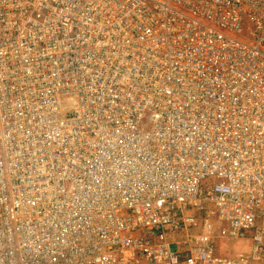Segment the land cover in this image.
Masks as SVG:
<instances>
[{"label":"built area","instance_id":"1","mask_svg":"<svg viewBox=\"0 0 264 264\" xmlns=\"http://www.w3.org/2000/svg\"><path fill=\"white\" fill-rule=\"evenodd\" d=\"M0 264H264V0H0Z\"/></svg>","mask_w":264,"mask_h":264},{"label":"rangeland","instance_id":"2","mask_svg":"<svg viewBox=\"0 0 264 264\" xmlns=\"http://www.w3.org/2000/svg\"><path fill=\"white\" fill-rule=\"evenodd\" d=\"M172 249H174V247H172ZM236 251V249H233V250H231L230 252H235Z\"/></svg>","mask_w":264,"mask_h":264}]
</instances>
